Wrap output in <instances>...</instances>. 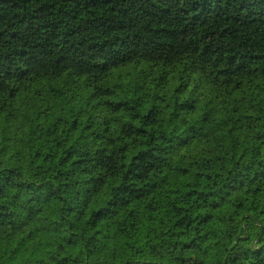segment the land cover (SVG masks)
Returning a JSON list of instances; mask_svg holds the SVG:
<instances>
[{
  "label": "trees",
  "instance_id": "1",
  "mask_svg": "<svg viewBox=\"0 0 264 264\" xmlns=\"http://www.w3.org/2000/svg\"><path fill=\"white\" fill-rule=\"evenodd\" d=\"M0 264H264V0H0Z\"/></svg>",
  "mask_w": 264,
  "mask_h": 264
}]
</instances>
